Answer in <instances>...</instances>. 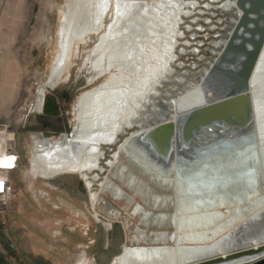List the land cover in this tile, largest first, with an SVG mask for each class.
<instances>
[{
	"label": "bare ground",
	"instance_id": "1",
	"mask_svg": "<svg viewBox=\"0 0 264 264\" xmlns=\"http://www.w3.org/2000/svg\"><path fill=\"white\" fill-rule=\"evenodd\" d=\"M62 1L57 12L54 54L29 114L41 112L45 89L53 88L64 76L69 57L74 49L77 54L80 45L85 49L79 69L87 73L85 83L101 79L79 96L75 106L78 121L71 128L70 136L68 132L45 140L40 132L30 133L31 138L24 141L23 147L25 172L34 180L42 179L41 184L46 189H41L40 194L48 198L52 190L63 191L60 185L78 188L84 196V209L90 211L96 223L105 224L107 232H112L106 239L104 251L92 258L91 264H190L218 255L224 259L227 253L248 243L259 246L264 238V142L258 129L254 79L264 47L250 85L257 130L252 163L259 171L253 182L245 177L226 182L220 176L210 175L191 177L183 182L176 176L166 179L124 149V143L136 131L172 119L179 111L204 102L200 85L235 16L240 13L236 0ZM117 4L121 6L122 15H117ZM202 26L215 31L204 49L209 56L200 53L201 41L196 40L201 34L196 36L195 33L201 31ZM188 35L196 40V46L188 40ZM182 55L187 57L182 58ZM189 56H195L196 61H189ZM245 159L251 158L247 155ZM242 170L248 171L246 166ZM56 179L62 184H57ZM153 182L157 184L155 189L150 186ZM122 187L129 193H123ZM192 190L204 191L196 193V196L201 194L202 206L214 201L220 204L224 200L238 201L242 196L250 199L248 204L254 202V205H250V209L245 206L247 213L240 212L230 221L212 228L211 239H206L205 232L198 230L205 228L209 219L202 215H179L178 210L186 201L185 193L187 199H191L194 195L187 193ZM149 191L153 201L148 197ZM258 192L260 196L255 197ZM103 193L129 206L137 222L152 226L145 238L140 232L128 242L122 220H110L99 214L97 204L103 199ZM55 208L58 207L55 205ZM165 209L176 210V215L162 212ZM194 216L196 221H190ZM252 218L257 221L249 220ZM241 220L244 221L239 223ZM168 221L172 225L169 230L155 227L160 223L166 225ZM235 221L239 224L235 225ZM193 225L198 228H192ZM182 228L192 230L184 233L180 231ZM58 234L60 232L53 237ZM85 252L84 249L80 252L75 263H90Z\"/></svg>",
	"mask_w": 264,
	"mask_h": 264
},
{
	"label": "rangeland",
	"instance_id": "2",
	"mask_svg": "<svg viewBox=\"0 0 264 264\" xmlns=\"http://www.w3.org/2000/svg\"><path fill=\"white\" fill-rule=\"evenodd\" d=\"M62 3V0H0V123L7 124L15 133L16 150L20 155L18 168L11 173L13 194L5 205H0V264H78L75 262L83 249L91 264L92 258H97L104 251L106 239L112 234L107 232L105 224L96 223L90 211L84 209V196L78 188L60 185V179H56L63 191L52 190L48 198L44 193L40 194L41 189H46L41 184L42 179L34 180L25 172L27 163L23 147L24 141L30 140V133L40 132L42 137L51 138L70 132L76 123L75 106L79 96L101 79L85 83L87 73L79 70L85 49L80 45L77 54L75 55L74 49L69 57L64 76L58 79L53 88L45 89L46 93L49 92L58 100L60 115L45 117L39 112H30L27 117L24 115L25 119L19 121L34 103V95L49 71L54 54L58 6ZM205 26L195 35L201 34L196 37L197 41H201L200 53L209 56L204 49L208 47L215 31L210 29V32ZM191 37L187 36L194 43L193 46H196V40ZM186 57L182 55V58ZM188 60L195 62L196 57L189 56ZM255 77L258 129L264 142V56ZM43 119L50 122L48 127L43 126ZM156 185L155 182L150 184L154 189ZM122 192L129 193L125 187H122ZM196 193L204 191L188 192V195H194L191 199H187L185 193L186 201L182 203L184 207H179L178 211L182 216L202 215L209 219L206 227L198 230L205 232L206 239H211L212 228L230 221L246 206L244 201L247 198L243 196L238 201L224 200L222 204L214 201L202 206L201 194L196 196ZM148 195L150 201H153L150 191ZM135 196L139 198L138 194ZM257 196H260L259 192L255 197ZM102 197L97 204L99 214L110 220H122L128 242H132L140 232L145 238L152 227L150 224L137 222L133 211L119 199L115 200L107 193H103ZM198 200L201 203L197 204ZM135 201L141 203L138 199ZM162 212L176 215V210L165 209ZM194 217L189 220L195 222ZM238 222L235 221V225ZM155 227L169 230L172 225L168 221L166 225L160 223ZM182 230L187 233L192 229L182 228L180 231ZM58 232L60 234L53 237ZM188 244L192 245L189 241ZM82 246L86 248H81Z\"/></svg>",
	"mask_w": 264,
	"mask_h": 264
},
{
	"label": "water",
	"instance_id": "3",
	"mask_svg": "<svg viewBox=\"0 0 264 264\" xmlns=\"http://www.w3.org/2000/svg\"><path fill=\"white\" fill-rule=\"evenodd\" d=\"M236 7L240 13L200 85L204 102L136 131L124 143L128 153L166 179L176 176L183 182L210 175L226 182L244 177L253 182L258 176L252 163L257 130L250 85L264 47V0H236ZM42 106L43 114L58 115L49 92ZM247 155L251 159L245 161ZM248 202L244 205L250 209L254 202ZM259 243L241 246L224 259L218 255L190 264H264V238Z\"/></svg>",
	"mask_w": 264,
	"mask_h": 264
},
{
	"label": "built area",
	"instance_id": "4",
	"mask_svg": "<svg viewBox=\"0 0 264 264\" xmlns=\"http://www.w3.org/2000/svg\"><path fill=\"white\" fill-rule=\"evenodd\" d=\"M29 115V111L23 114L19 119L22 121L25 116ZM11 134V136H9ZM15 133L11 131L7 124L0 123V181L3 182L2 190H0V205H5L11 198L14 188L11 173L17 170L20 155L16 150L14 139ZM3 137L5 138L3 140Z\"/></svg>",
	"mask_w": 264,
	"mask_h": 264
},
{
	"label": "flooded vegetation",
	"instance_id": "5",
	"mask_svg": "<svg viewBox=\"0 0 264 264\" xmlns=\"http://www.w3.org/2000/svg\"><path fill=\"white\" fill-rule=\"evenodd\" d=\"M48 93V92H47ZM45 91H44V94L46 95L47 94ZM56 99V98H55ZM42 100H43V98L41 99V104H42ZM56 104H57V107H58V115H60V106H59V104H58V100L56 99ZM37 111H39V110H37ZM37 111H35V112H37ZM39 113H41L43 116H45V117H47L48 115H45V114H43L42 112H39ZM57 115V116H58ZM42 124H43V126L44 127H48L49 125H50V122L49 121H47V120H45V119H43L42 120ZM43 139H45L46 140V138H44L43 137Z\"/></svg>",
	"mask_w": 264,
	"mask_h": 264
},
{
	"label": "snow or ice",
	"instance_id": "6",
	"mask_svg": "<svg viewBox=\"0 0 264 264\" xmlns=\"http://www.w3.org/2000/svg\"><path fill=\"white\" fill-rule=\"evenodd\" d=\"M132 6H135V5H126L125 7H132ZM120 8H121V6H120L119 4H117V5H116V12H117V15H122V14H123V13L120 11ZM106 10H107V9L105 8V11H106ZM96 22H97V24L100 23L99 20H97ZM93 151H95V149H93ZM2 184H3V182L0 181V185H2ZM2 188H3V186H0V190H2Z\"/></svg>",
	"mask_w": 264,
	"mask_h": 264
}]
</instances>
